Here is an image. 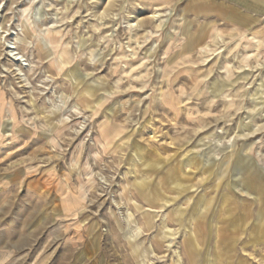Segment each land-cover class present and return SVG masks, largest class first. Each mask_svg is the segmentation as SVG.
Here are the masks:
<instances>
[{
  "label": "rangeland",
  "instance_id": "rangeland-1",
  "mask_svg": "<svg viewBox=\"0 0 264 264\" xmlns=\"http://www.w3.org/2000/svg\"><path fill=\"white\" fill-rule=\"evenodd\" d=\"M0 2V264H264V2Z\"/></svg>",
  "mask_w": 264,
  "mask_h": 264
},
{
  "label": "bare ground",
  "instance_id": "bare-ground-1",
  "mask_svg": "<svg viewBox=\"0 0 264 264\" xmlns=\"http://www.w3.org/2000/svg\"><path fill=\"white\" fill-rule=\"evenodd\" d=\"M1 1V0H0ZM1 2H0V8H1ZM38 13H36L37 15ZM38 16V15H37ZM152 16H157L156 13H154ZM24 22L26 23V25H29L31 27V23L29 22V18H23ZM36 26V25H35ZM162 26V25H161ZM33 35L34 37H37V36H41L40 35V32L39 30H35L33 29ZM53 37H46L44 35L43 38H40L39 37V41L37 44H39L42 49L46 50V47L49 46V49L52 50L53 52L55 51V46L52 45L53 44ZM12 40V39H11ZM23 43V40L19 37H16L13 41H10L9 42V48H10V52H11V55L12 57H14V60L19 62L20 60L23 59V55L20 54V52H17L16 50L19 49L20 45ZM27 45V44H26ZM46 46V47H45ZM47 51V50H46ZM55 55V54H54ZM13 64V63H12ZM24 65V64H23ZM14 71V70H13ZM21 72V71H20ZM64 72V71H63ZM23 74V73H22ZM23 76V75H22ZM87 95V94H93V89L92 88H86L85 90H83V95ZM55 112V111H53ZM10 120V119H9ZM10 126H14V120L11 119L10 120ZM17 128V127H16ZM10 129L8 128H4V132H10L9 131ZM258 130V129H257ZM12 131V130H11ZM260 131V130H259ZM241 135H244L241 134ZM251 135V134H249ZM241 137V136H240ZM242 138V137H241ZM187 166L190 165V163L188 162L186 164ZM206 175V174H205ZM202 177V176H201ZM150 177H147L145 179L141 178V179H138L139 180V183H141V189L143 190L144 194L147 195V196H153V200H152V203H155V201H157V205L160 207V208H163L165 206H167L168 204H170L172 201H174V199H170L169 197L165 196V194H162L160 189L158 187H155V188H152L149 184H147L148 180H149ZM201 179V178H200ZM203 182V181H201ZM174 184H176V186H178L179 188H185L184 185H182L181 183H178L176 181H173ZM197 185V184H195ZM193 187V186H192ZM183 190V189H182ZM261 191L264 193V184L261 185ZM64 201V200H63ZM221 202V201H220ZM71 203V202H70ZM209 199L203 195L201 197V199L199 200L198 204V208H197V211L196 213H194L193 215H191V219H190V222H189V225H188V228H189V242L191 245H196L198 244V229H199V224H197V219L198 217L203 213V210L207 208L208 204H209ZM146 205V204H145ZM149 209L150 210H144L143 211V214H144V218L146 219L147 221V224L150 225V227H152V224H153V220L154 218L157 216V212H155V210H152L154 207L152 205H149ZM256 206V205H255ZM257 207V206H256ZM158 209V208H157ZM256 209V208H255ZM79 210H80V203H77V209H76V213L75 215H79ZM160 210V209H159ZM162 210V209H161ZM175 212H176V215L178 214L180 217L182 215H184V210L181 208V207H177L175 208ZM74 214V213H73ZM165 216L166 217H169V213H165ZM145 226V223L144 225ZM146 227V226H145ZM138 230H140V228H138ZM215 231V229H214ZM165 234H167V232L165 231L164 232ZM169 235V233H168ZM213 240V239H212ZM200 246V245H199ZM184 251V250H183ZM176 252V256H177V259L175 260V264H185V260L182 256V254L180 253V251H175ZM185 256V254H184ZM186 257V256H185ZM188 258V257H186ZM144 260V259H143ZM145 261V260H144ZM143 261V262H144ZM189 262V259L187 260Z\"/></svg>",
  "mask_w": 264,
  "mask_h": 264
},
{
  "label": "crops",
  "instance_id": "crops-1",
  "mask_svg": "<svg viewBox=\"0 0 264 264\" xmlns=\"http://www.w3.org/2000/svg\"><path fill=\"white\" fill-rule=\"evenodd\" d=\"M242 2H247V3H249V0H241ZM260 1H262V2H264V0H260ZM200 2V0H189V3H188V9L189 8H195V6H196V8L195 9H197L199 6L197 5V3H199ZM246 3V4H247ZM245 4V3H244ZM259 12L260 13H262V14H264V8H259Z\"/></svg>",
  "mask_w": 264,
  "mask_h": 264
}]
</instances>
